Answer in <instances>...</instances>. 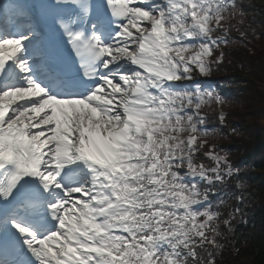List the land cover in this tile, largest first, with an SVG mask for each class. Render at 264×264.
I'll use <instances>...</instances> for the list:
<instances>
[{
    "label": "snow or ice",
    "instance_id": "1",
    "mask_svg": "<svg viewBox=\"0 0 264 264\" xmlns=\"http://www.w3.org/2000/svg\"><path fill=\"white\" fill-rule=\"evenodd\" d=\"M246 17L240 0L0 3V264H217L245 195L227 218L213 202L239 169L205 111L222 127L227 102L197 78L233 30L255 35Z\"/></svg>",
    "mask_w": 264,
    "mask_h": 264
},
{
    "label": "trees",
    "instance_id": "2",
    "mask_svg": "<svg viewBox=\"0 0 264 264\" xmlns=\"http://www.w3.org/2000/svg\"><path fill=\"white\" fill-rule=\"evenodd\" d=\"M240 3L255 35L243 40L233 30L232 38L238 43L226 49L224 63L209 76V84L227 102L224 126L219 125L214 106L208 114L210 127L222 133L212 142L227 152L239 169L238 176L220 186V195L214 196L213 202L221 197L226 200L220 210L227 218L229 205L235 204L234 196L243 193L247 223L239 218L232 221L234 235L220 240L227 246L217 264H264V0ZM237 180L244 188L236 187ZM232 241L239 248L238 254L232 250Z\"/></svg>",
    "mask_w": 264,
    "mask_h": 264
},
{
    "label": "rangeland",
    "instance_id": "3",
    "mask_svg": "<svg viewBox=\"0 0 264 264\" xmlns=\"http://www.w3.org/2000/svg\"><path fill=\"white\" fill-rule=\"evenodd\" d=\"M200 82H202L204 85H209L210 83V78L209 77H198L197 78ZM206 112H211L212 108H206L205 109Z\"/></svg>",
    "mask_w": 264,
    "mask_h": 264
}]
</instances>
